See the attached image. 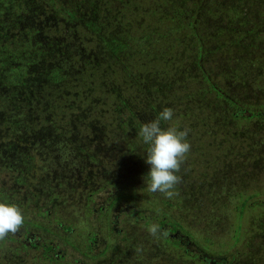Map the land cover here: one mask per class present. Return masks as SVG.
<instances>
[{"label":"trees","instance_id":"1","mask_svg":"<svg viewBox=\"0 0 264 264\" xmlns=\"http://www.w3.org/2000/svg\"><path fill=\"white\" fill-rule=\"evenodd\" d=\"M257 7L264 0H0V203L52 218L73 235L58 239L77 256L37 244L29 232L46 230L24 213L22 229L0 240V264H264V201L247 196L230 210L222 196L242 175L228 162L250 154L251 145L241 147L264 127V79H243L250 51L239 28L253 27ZM242 18L251 20L233 25ZM211 36L214 44L204 43ZM233 82L258 103L232 100ZM165 107L174 116L160 122L164 130L190 111L214 124L197 135L210 140L190 162L203 166L191 171L201 181L187 185L189 170L177 173L172 199L148 191L149 145L139 135ZM103 188L114 193L90 208ZM74 189L84 194L82 213H97L93 231L76 230L58 211L73 209L61 198ZM118 213L127 217L121 227Z\"/></svg>","mask_w":264,"mask_h":264},{"label":"rangeland","instance_id":"2","mask_svg":"<svg viewBox=\"0 0 264 264\" xmlns=\"http://www.w3.org/2000/svg\"><path fill=\"white\" fill-rule=\"evenodd\" d=\"M222 8V7H221ZM258 10V13L256 14L255 18H252V22H254L253 27L247 25V23L244 26H239V28H241V30H243L240 33V37H241V42L247 46V49H249L250 54L246 56V60L250 63L246 64L247 66H243L242 69H244L243 71V79L245 80H250V82L257 80L256 84L258 85V78L260 80L264 79V43L263 41H259L258 39L261 38L264 35V18H263V14H264V7H257L256 8ZM225 18V17H222ZM209 19V18H208ZM251 19H237L233 22V25L235 22H239V23H244L247 22ZM232 24V23H231ZM229 25V24H226ZM238 25H236L237 27ZM235 27V28H236ZM254 30H256V32H253ZM204 35H206V32H198L196 31V36L200 37L201 39L204 37ZM239 35V33L237 34V36ZM212 36L210 37L209 41H205L204 43L206 44H214V42H212ZM256 38V39H255ZM216 40H221L222 37H215ZM215 55V54H214ZM216 56V55H215ZM219 56V55H218ZM242 73V72H241ZM263 74V75H262ZM258 75V76H257ZM257 77V79H255ZM234 83V82H233ZM238 83H234L232 85L227 86V91H228V96H230L232 98V100H236L238 101L240 104H242L243 106L247 107V108H252L256 105V102L254 98L252 97H247V98H243V96L247 93L245 90H243V92H235L234 91V86H236ZM232 87V89H231ZM195 89V88H194ZM197 90V88H196ZM262 104V103H261ZM191 112V111H190ZM189 113L185 118H183V120L180 119V126L178 127L181 130L187 129L188 130V135H187V142L191 145L190 151L186 156L185 161L183 162V164L180 167V171L178 172L179 174L182 173L184 174L185 172H187L189 170L190 172V179L189 180H185L186 184L188 185V183H192L191 186H193V184L195 185L196 183L198 184L201 180H200V176L196 178V176L194 175L191 178V171L193 170V167H197V168H201L204 169L202 165H199L197 163H190L191 161H197L198 156H200L201 152H205L207 150V147L205 145H201L202 142L204 141H209V136H207L204 141L200 140L202 142L198 141L197 135L205 130H208L210 132L209 127H211L212 125H214L211 122H201L202 118H206L205 117V112L204 111H197V115L199 114L200 116L196 117V119L194 120V116L196 115H192L195 114L194 112ZM202 116V117H201ZM200 123V124H198ZM202 124H205L206 127H202ZM216 124V123H215ZM209 126V127H207ZM234 129V128H233ZM224 134V132L222 130H218V133L212 132L211 134ZM252 136L251 139L249 140V143H245L243 144V147H241V149H243L246 145H251L250 148L251 149V153L250 154H246L243 158H240V153L235 152L236 157H234L231 162H228V168L227 170H233L236 172V170H239V172L242 174L241 178H237L235 181L232 182V190L233 192H228L225 191L223 192L222 196L225 195V197L227 198L226 194H229L230 197L228 199H226L228 201V207L230 210H232V205H239V203L241 204L244 199L247 198V196L252 197L250 202H254L255 200H260V201H264V127L263 125L260 126L259 130H257ZM189 140V141H188ZM239 140L237 139L235 142L236 144H238ZM199 142V143H198ZM237 150V149H236ZM238 151V150H237ZM240 158V159H239ZM235 161L237 162V167L234 168L235 166ZM254 165V166H253ZM192 168V169H191ZM132 170L129 171V173L125 174V176H129L132 174ZM135 174H132V176H134ZM236 176H239L238 173H236ZM126 177H124L123 179L120 177H117L116 180V184H118L119 186H123L126 185ZM227 186V183H221V186ZM240 185L239 189L237 186ZM70 187V186H69ZM68 189V187H67ZM71 189V188H70ZM227 190V189H225ZM111 194L114 193L113 189H109V188H103L102 190L100 189L99 192L96 194V198L94 201V204L90 203L89 207L93 208L96 207L99 204L104 203L105 199ZM240 193V194H238ZM83 193L82 190L80 191V189H74L72 191V194L70 193L69 190L67 191H63V195L61 200L67 204L68 206L72 205L73 209L70 210H64L61 211V209H65L62 206L59 205V209L60 212H64L65 216L64 218H68V220L70 221L71 224H74L75 229H80L84 232H86V225L82 222V215H83V202H84V198H83ZM78 202V206L76 207L74 204H76ZM61 204V203H60ZM251 204V203H250ZM249 202L246 205V209H245V217L250 218L253 214V212L250 211L249 209ZM119 209L120 210H127L126 209V204L125 202L121 203L119 205ZM25 212H23L24 214ZM95 215H89L88 219H89V223H88V229L87 232L93 231L95 224H94V219L96 216V211H94ZM124 213H128L124 212ZM114 214V213H112ZM125 215H122L120 213H118V223L116 226L121 227L122 225H125V219L127 218ZM26 220H28L29 222H34L36 225H40L42 228H45V230H48V233L42 232L41 230H36L33 229L35 231H30L29 233L33 235L34 238H36V242L41 243L42 241H52L53 244H56L59 246L58 250L61 251L66 260H71L73 258H76L77 256L75 254H73L72 252H70L69 248L63 247L60 240L58 239V236L60 237H64V238H68L72 241L73 235L71 237V234H67L65 232H61V229L59 227L56 226V224L54 223L53 219H45L43 217H37V215L32 214L30 212H26ZM255 215V214H254ZM231 223L233 224H237L239 220H237L236 216H232L231 218ZM69 223V222H67ZM127 224V223H126ZM139 224H143V222L139 221ZM140 226V225H139ZM126 228L128 226H125ZM142 227V226H141ZM76 229V230H77ZM139 235L141 232H143L144 230L140 229L141 232L139 231V229L137 228ZM83 233V232H82ZM84 234V233H83ZM142 234V233H141ZM101 249V246L98 245L97 247H92V253H96L97 250ZM37 252V250H35V253Z\"/></svg>","mask_w":264,"mask_h":264},{"label":"clouds","instance_id":"3","mask_svg":"<svg viewBox=\"0 0 264 264\" xmlns=\"http://www.w3.org/2000/svg\"><path fill=\"white\" fill-rule=\"evenodd\" d=\"M173 116L174 110L165 107L156 119L144 123L139 132L143 142L149 145L145 158V163L150 166L146 174L147 189L152 193H161L167 199L178 194L174 190L181 182L177 173L191 148L187 142V129L170 126L164 130L160 127L161 121H171ZM24 223L25 218L17 205L0 203V240L6 239L9 234L15 235ZM148 231L153 237L163 234L158 224L151 225Z\"/></svg>","mask_w":264,"mask_h":264},{"label":"flooded vegetation","instance_id":"4","mask_svg":"<svg viewBox=\"0 0 264 264\" xmlns=\"http://www.w3.org/2000/svg\"><path fill=\"white\" fill-rule=\"evenodd\" d=\"M90 215H92V214H90ZM81 217H82V222H83L86 226H88V223H89L88 216L85 215V213H84ZM95 220H96V219H94V222H95ZM62 254H63V253H62Z\"/></svg>","mask_w":264,"mask_h":264}]
</instances>
